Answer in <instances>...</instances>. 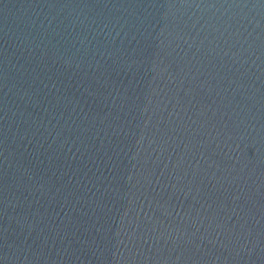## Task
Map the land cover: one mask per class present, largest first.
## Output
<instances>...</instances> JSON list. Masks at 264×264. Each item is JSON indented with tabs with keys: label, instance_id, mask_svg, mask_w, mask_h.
Segmentation results:
<instances>
[{
	"label": "water",
	"instance_id": "95a60500",
	"mask_svg": "<svg viewBox=\"0 0 264 264\" xmlns=\"http://www.w3.org/2000/svg\"><path fill=\"white\" fill-rule=\"evenodd\" d=\"M0 264H264V0H0Z\"/></svg>",
	"mask_w": 264,
	"mask_h": 264
}]
</instances>
